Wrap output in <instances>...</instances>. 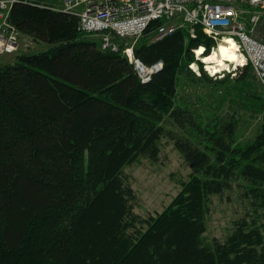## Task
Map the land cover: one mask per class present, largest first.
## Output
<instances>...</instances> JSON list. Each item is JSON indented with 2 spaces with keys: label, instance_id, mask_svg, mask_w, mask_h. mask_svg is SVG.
Segmentation results:
<instances>
[{
  "label": "trees",
  "instance_id": "16d2710c",
  "mask_svg": "<svg viewBox=\"0 0 264 264\" xmlns=\"http://www.w3.org/2000/svg\"><path fill=\"white\" fill-rule=\"evenodd\" d=\"M40 1L15 3L9 19L47 48L0 66V264H264V125L250 144L213 152L167 133L193 173L145 231L127 235L135 196L123 169L157 158L165 132L156 122L172 105L178 75L194 62L191 50L208 53L215 41L201 27L145 41L151 24L133 55L163 66L142 83L121 51L102 52L75 16ZM129 44L119 42L121 50ZM251 75L248 65L235 79L240 92ZM263 104L254 102L256 113ZM236 172L250 185L255 215L224 241L205 243L210 197Z\"/></svg>",
  "mask_w": 264,
  "mask_h": 264
},
{
  "label": "rangeland",
  "instance_id": "374dc122",
  "mask_svg": "<svg viewBox=\"0 0 264 264\" xmlns=\"http://www.w3.org/2000/svg\"><path fill=\"white\" fill-rule=\"evenodd\" d=\"M60 2L62 0H41L40 5L57 8ZM258 35L264 37V31L259 30ZM93 38L98 41L96 37ZM144 39L152 41L149 36ZM220 44L215 42L208 53L202 46L191 50L194 62L178 75L172 105L156 122L165 132L158 141L160 151L157 158L153 161L140 158L123 169L126 182L135 196L131 208L136 222L127 232L131 238H136L146 230L147 221L167 207L181 190L182 183L193 173V165L184 159L167 133L176 140H189L202 152L209 149L213 152L220 148V145L244 147L253 142L262 130L264 104L263 111L256 113L254 102L264 100V88L257 84L253 73L250 86L244 87L243 92L239 91L240 85L235 83L241 71L248 67L244 56L237 52L243 61L225 60V65L216 70L213 65L205 63V56L217 50ZM47 46L44 43H33L28 50L29 53L35 54ZM7 58L10 63L14 60L13 55ZM4 63L0 62V65ZM199 66L212 82L201 79ZM226 78L227 81L220 83ZM239 174L236 172L237 178L232 180L222 193L210 197L202 236L205 243L224 241L234 230L238 220L247 214L248 219L255 215L257 206L253 205L255 199L251 198L250 185Z\"/></svg>",
  "mask_w": 264,
  "mask_h": 264
},
{
  "label": "built area",
  "instance_id": "2783aa9c",
  "mask_svg": "<svg viewBox=\"0 0 264 264\" xmlns=\"http://www.w3.org/2000/svg\"><path fill=\"white\" fill-rule=\"evenodd\" d=\"M30 0H0V55H17L28 50L31 39L10 22L15 3ZM61 11L78 20V31L97 37L102 52H122L134 66L142 83L162 69L163 63L145 66L133 55L134 43L151 24L152 41H160L186 27H201L215 42L225 39L236 45L256 81L264 88V0H62ZM132 44L121 50L119 42Z\"/></svg>",
  "mask_w": 264,
  "mask_h": 264
},
{
  "label": "bare ground",
  "instance_id": "6f19581e",
  "mask_svg": "<svg viewBox=\"0 0 264 264\" xmlns=\"http://www.w3.org/2000/svg\"><path fill=\"white\" fill-rule=\"evenodd\" d=\"M220 43L217 50L206 56L205 63L213 65V68L216 70L225 65V60L233 62L243 61V58L237 54L236 45L233 41L225 39V41H222Z\"/></svg>",
  "mask_w": 264,
  "mask_h": 264
},
{
  "label": "crops",
  "instance_id": "0c3cea01",
  "mask_svg": "<svg viewBox=\"0 0 264 264\" xmlns=\"http://www.w3.org/2000/svg\"><path fill=\"white\" fill-rule=\"evenodd\" d=\"M61 6V2H60V4H59V6L57 7V8H59ZM97 38V37H96ZM98 39V38H97ZM99 40V39H98ZM31 43L33 44H36V42H32V40H31ZM39 44H41V43H39ZM4 56H6V57H4ZM10 56H12V55H0V62L1 63H3V62H5L4 64H7V63H10V62H7L8 61V58L7 57H9L10 58ZM14 57L16 56V55H13ZM14 61V60H13ZM12 61V62H13ZM0 66H2V65H0Z\"/></svg>",
  "mask_w": 264,
  "mask_h": 264
}]
</instances>
